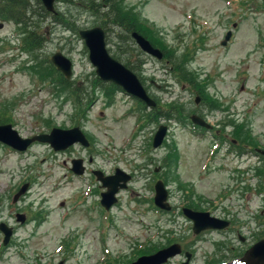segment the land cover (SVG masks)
<instances>
[{"label":"rangeland","instance_id":"rangeland-1","mask_svg":"<svg viewBox=\"0 0 264 264\" xmlns=\"http://www.w3.org/2000/svg\"><path fill=\"white\" fill-rule=\"evenodd\" d=\"M88 2L56 0L57 18L39 22L47 36L40 50L23 48L28 29L0 20V116H7L21 137L79 126L90 141L89 148L75 147L70 154L43 143L24 153L0 144V219L14 228L4 246L0 234V264H129L172 243L191 253L189 264H239L235 257L264 238V159L254 156L255 149H264V0L116 4L126 14H137L139 33L147 31L150 42V35L160 39L153 44L165 58L144 54L133 41L121 42L117 26L108 35V50L112 56L128 52L125 57L139 65L134 73L169 117H155L98 80L78 36L79 29L101 22ZM30 7L38 4L33 0ZM227 31L232 37L223 46ZM55 52L72 61L71 81L89 93L82 106L74 105L70 90L58 92L59 76L44 62ZM177 60L191 73L192 85L172 73ZM193 114L209 129L192 125L188 117ZM160 125L167 133L154 149ZM76 156L87 169L108 173L119 167L131 174L110 211L94 204L96 189L77 205L91 175H70L69 160ZM157 180L168 190L170 212H159L153 204ZM25 184L26 192L12 203ZM187 205L230 226L195 236L181 212ZM21 211L27 217L23 224L14 219ZM182 262L185 257L179 255L166 264Z\"/></svg>","mask_w":264,"mask_h":264},{"label":"water","instance_id":"water-1","mask_svg":"<svg viewBox=\"0 0 264 264\" xmlns=\"http://www.w3.org/2000/svg\"><path fill=\"white\" fill-rule=\"evenodd\" d=\"M54 1L55 0H41L46 10L50 12H54ZM230 35L231 32H227L225 39L222 41V45H226ZM79 36L88 50L89 62L94 67L95 74L100 80L121 87L125 93L142 101L147 106H155V102L148 96L138 77L130 69L111 56L106 46L105 32L101 27L96 26L82 29L79 31ZM131 37L141 51L154 56L157 59L162 58L161 51L158 48L153 47L144 36L137 32H133ZM51 62L67 79L71 77L72 62L70 59L62 53L56 52L52 55ZM191 121L201 127H208L207 124L197 116H192ZM166 129V126L163 125L159 127L153 139V147L156 148L161 145ZM0 142L18 151L26 150V148L33 142L48 143L55 151L64 150L68 146L77 142L84 146H87L88 144L83 133L77 127L68 130L53 128L48 134H40L30 138H21L17 131L12 129L10 124L0 125ZM261 153L264 155L263 151H261ZM73 163L75 164L73 170L77 174H82L83 168L81 167V160H75ZM95 174L97 175L98 180L102 182L103 186L108 187L109 189L108 192L103 195L102 204L106 207L116 202V199L114 198L115 193L119 188H126V182L130 179V176L120 169H117L115 176L111 177L104 178L99 172H95ZM27 186L28 185L25 184L21 187L20 191L13 199L14 202L26 191ZM166 198L167 191L165 190L163 183L158 181L155 184V205L162 210H169V205L165 203ZM184 214L193 221V232L195 234H199L200 232L209 229L222 230L229 225V222L211 217L210 214L206 212H195L189 209H184ZM17 219L20 222H24V217L22 215H18ZM0 231L4 234L3 244H6L12 234V228L4 223H0ZM180 252V246L178 244H172L153 254L141 256L131 264H165L169 258L180 254ZM186 257L187 260L183 264H188L189 262L190 255L188 253L186 254ZM241 261L245 264H264V239L251 246L245 252Z\"/></svg>","mask_w":264,"mask_h":264},{"label":"trees","instance_id":"trees-1","mask_svg":"<svg viewBox=\"0 0 264 264\" xmlns=\"http://www.w3.org/2000/svg\"><path fill=\"white\" fill-rule=\"evenodd\" d=\"M31 1L33 0H0V20L11 21L17 24L19 27H22L23 29H28L27 31L28 37H25L22 41L23 48L27 50L35 51L42 49V47L44 46L47 40L46 39L47 36L45 35L46 33L41 31L39 22H41V19H47L50 16L52 19H56L57 16L50 14L46 10H44L39 0H34L38 4V7H35V9L32 10L30 7ZM121 1L122 0H99V1L89 0L88 4L90 6L88 8L95 15H97L98 17L100 16L101 22L98 25L105 30L107 35H109L113 31L114 26L121 28V34H119V38H121V42L125 43V41H131L130 33L132 31L139 32V30L142 28L140 26L141 22L137 14L132 12L126 14L125 11L116 8V6L120 5ZM117 3L118 5H116ZM67 25L72 26L71 28H74V26L70 24L69 20H67ZM145 32L146 33L144 36L146 37L147 31ZM149 38L152 39L151 40L152 44L159 43L160 41V39L159 41L154 39L152 35H150ZM127 53L128 52L124 51L121 52L120 54H114L113 57L118 61H120L121 63H123L126 67L131 68V70L136 69V66L137 68H139L138 67L139 65L135 66L134 62H130L129 57H125ZM169 54L175 56L176 53L174 51H169ZM44 62H47L49 64V67H51L52 70L55 72V74L59 76L58 85L56 86L59 88L58 92L60 91L61 93L65 89V90H70L71 91L70 93L76 94V92H80V95H85V96L88 95L86 89L84 90L83 88L80 89L79 86L75 85L74 82L66 80L54 68V66L50 63V60L48 58H46ZM176 62L177 65L173 66V70H171L172 73L177 77H181L183 81H187L189 84L192 85V80L189 79L191 73H185L182 70V66L184 64L183 62H180V60H177ZM111 87L112 89H116V87L113 85H111ZM105 97L106 100L109 99L111 100L112 94L106 92ZM168 108L172 109L174 108V106H169ZM84 112L85 110L81 111L82 117L85 116ZM150 114H153L155 117L157 116L163 117L165 114L166 117H169V114H167L166 111L162 112L157 107L153 109V111ZM5 117L0 116V123H5L9 121V119L8 118L6 119ZM151 252H154V250H152Z\"/></svg>","mask_w":264,"mask_h":264},{"label":"flooded vegetation","instance_id":"flooded-vegetation-1","mask_svg":"<svg viewBox=\"0 0 264 264\" xmlns=\"http://www.w3.org/2000/svg\"><path fill=\"white\" fill-rule=\"evenodd\" d=\"M75 147H78V148H81V146L79 145V144H77V143H75V144H72V145H70V146H68L66 149H65V151H63L64 153H68V154H70L71 153V151L75 148ZM260 151H264V149H260V148H257V149H255V151H254V156H256V159H258V160H260V161H262V159H264V155L260 152ZM262 158V159H261ZM75 160H81V167H82V165H83V172L82 173H84L83 175H76V173H75V171L73 170L74 168H75V164L73 163V161H75ZM87 161H88V163L90 164V163H92L93 164V159H92V157L90 156L88 159H87ZM79 166V165H78ZM117 167H114V168H112V171H109L108 173H105L104 171V173H105V175H111V174H113L114 173V171H115V169H116ZM68 170L70 171V175L72 176V177H77V178H81V179H83L85 176H86V174H87V171H89V173H90V179H89V183H87V185H89L90 186V190H89V192H88V194L87 195H83V191L80 193V195H81V197L79 196V198H77V199H75V200H77L76 202H78V204H80V202H83V201H81V198L83 199V200H85L89 195H90V193L91 192H93L95 189V191H98V199L96 200V203H94V204H99V206H100V201L102 200V196H103V193H104V190L102 189V187H101V184L99 183V182H97V178L93 175V171H95V170H100V169H87V167L85 166V164H84V159L83 158H81V157H79V156H76V157H72V158H70V160H69V166H68ZM98 183V184H97ZM95 184H96V188H94V186H95ZM91 187H92V190H91ZM182 209V208H181ZM18 214H23V215H25L26 216V214L24 213V212H16L15 214H14V219L16 220V215H18ZM26 219H27V217H26ZM1 221H3V220H1L0 219V222ZM210 231H212V230H210ZM206 232H208V231H206ZM206 232H204V233H206ZM181 245V254L180 255H183L184 257H186V255H185V253L186 252H188V251H185V250H183V245L182 244H180ZM190 253V252H189ZM181 264V263H180Z\"/></svg>","mask_w":264,"mask_h":264},{"label":"bare ground","instance_id":"bare-ground-1","mask_svg":"<svg viewBox=\"0 0 264 264\" xmlns=\"http://www.w3.org/2000/svg\"><path fill=\"white\" fill-rule=\"evenodd\" d=\"M131 69V68H130ZM134 70V69H133Z\"/></svg>","mask_w":264,"mask_h":264}]
</instances>
